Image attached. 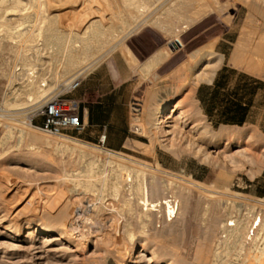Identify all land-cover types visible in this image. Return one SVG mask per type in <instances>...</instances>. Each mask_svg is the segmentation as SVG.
I'll use <instances>...</instances> for the list:
<instances>
[{
    "label": "rangeland",
    "instance_id": "374dc122",
    "mask_svg": "<svg viewBox=\"0 0 264 264\" xmlns=\"http://www.w3.org/2000/svg\"><path fill=\"white\" fill-rule=\"evenodd\" d=\"M143 1L147 6L139 12L137 2L129 0H48L46 13L56 14V27L65 33L83 32L95 19L106 33L95 41L94 58L87 60L95 59L93 65L87 70L77 66L53 81L47 93L81 73V85L69 95L81 99L84 127L64 136L30 125V106L43 97L8 104L14 98L26 100L30 79L44 88L52 72L40 64L29 68L27 61L24 72L20 42L0 31V264L259 263L256 257L264 246V0ZM25 7L6 15L11 26L19 23L20 12L33 14L39 8L26 12ZM26 27H37L33 17ZM237 44L240 52L232 60ZM211 45L223 54L217 71H237L227 82L231 97L239 84L249 83L243 94L252 104L243 124L216 123L206 114L202 98L209 95L216 74L210 83L187 81L178 93L167 95L185 78L178 68L194 51ZM88 103L101 107L107 123H89L83 108ZM162 104L181 110L178 135L154 124ZM175 117L168 125L176 124ZM71 143L82 153L63 148ZM120 162L172 182L163 190L175 204L174 217L165 211L138 216L127 210L122 196L114 197L111 184ZM254 218L261 221L255 233L250 231L251 239L245 236L247 226L236 240L229 222L244 219L250 225ZM43 229L51 233L39 236ZM153 253L163 261H147ZM263 255L259 264H264Z\"/></svg>",
    "mask_w": 264,
    "mask_h": 264
},
{
    "label": "bare ground",
    "instance_id": "6f19581e",
    "mask_svg": "<svg viewBox=\"0 0 264 264\" xmlns=\"http://www.w3.org/2000/svg\"><path fill=\"white\" fill-rule=\"evenodd\" d=\"M49 1H52V0H49ZM75 2H76V0H75ZM129 2H130V4H131V2L134 3V4H136L135 2H137L136 5H137V10L139 12H141V11L143 12V9L147 6L144 3L143 0H129ZM23 5L24 6L26 5L25 9L27 7H28L27 9H29V8L32 9L33 6H35V5H37L39 8H38V10H36L34 8L35 9L34 12H36V13L24 14V13H21V12H23L21 10V6H23ZM47 5H49L48 0H26V2H23L22 0H0V31L4 30L5 33L4 32L3 33L7 36L5 38H8V36H9L12 39V41L16 40L17 42H20L21 47H20L19 50H20V55H21V59L20 60H21L22 66L26 65L25 62L27 61V62H29V66H31L29 68L33 69L36 66H39V64H40L42 66V68H43V66H46L52 72L49 75L50 76L49 79L51 81L49 80L50 83L49 82L46 83V86L44 88H42V86H36V87L33 86L34 85V81H33V84H32V80L30 79V77H32V76H29L31 84L29 83V90L27 91L26 100L21 102V103H19L18 100L16 98H14V100L12 99L13 101L8 103L9 105L20 106V105L27 104L30 101H35V100L41 99L42 97H44L51 90L53 81L59 80L61 77H65L66 75H68L73 69H75L79 65L83 66V67L81 66L82 68L80 67L81 69H84V70L89 69L93 65L92 62L95 59L92 62L90 61L91 63L89 61H87V60H89L90 57H93L95 55V51H97V50H95V47L97 46V45L95 46V41L98 40V37H100V35L106 34L104 32V30L102 29V26H101L102 25L101 24L102 21L97 20V19H95L94 21L92 20V22L91 21L88 22L89 24L85 28V30L83 29L84 30L83 32H76V31L69 32L68 31V32L65 33L64 32L65 30H63L61 28L59 29V27H56V23H57V20H58V18H56V16H55L56 14L50 16L48 12L46 13V11H47L46 6ZM80 8H82V7H80ZM23 9H24V7H23ZM27 9H26V12H27ZM20 10H21V12L18 15L21 16V14H22V17L20 18L19 23L16 26H11L10 22L6 18V15H8V14H17L18 11H20ZM147 10H148V8H147ZM170 11L172 12V10H170ZM74 12H75V10H74ZM139 12H138V14H139ZM178 12H179V10H178ZM141 14H143V13H141ZM141 14H139V15H141ZM180 14H182V13L179 12V15ZM172 15H174V14H172ZM30 17L31 18L33 17L34 23L37 24V27L34 28V29H30V28L28 29L27 27L23 28L24 24L27 23L28 19H31ZM58 17H59V15H58ZM119 17H120V15H119ZM169 18H170V16H169ZM183 27L187 28V25H183ZM3 33H2V35H3ZM103 47H104V45H103ZM213 47L214 46L211 45L207 49H198V50L194 51L191 54V56L189 55L190 57H189L188 61L185 64H183V66L180 69L178 68V74H179L180 78H183V76H185V78L182 81L178 82L177 86L176 87L174 86L173 89L171 88V89L166 90L167 95L170 96L172 94L178 93V90L180 88H182L186 84L187 81H189L191 83H200V82H208V83H210V82H212V80H213V78H214V76L216 74V71L219 68V66H220V64L222 62V59H223V54L217 53L213 49ZM263 48H261L260 50H264ZM30 50L34 54V56H30L29 55V51ZM239 52H240V45L237 44L235 46L234 50H233V53H232V60H234L236 58V56L239 54ZM44 54L47 55V59H48V57H50V60H41L40 55H44ZM19 58H20V56H19ZM26 67L23 66L22 69L24 70V68H26ZM77 68H79V67H77ZM29 70H31V69H29ZM24 72H25V70H24ZM32 72L30 71V73H32ZM19 73H20V71H19ZM175 73H176V71H175ZM15 74H17V73H15ZM21 74H23L21 76H26V74L24 75V73H21ZM43 74H45V73H43ZM178 74H175V75H178ZM29 75H31V74H29ZM27 76H28V74H27ZM38 76L40 77V75H38ZM46 77H44V78L46 79ZM48 77H47V79H48ZM172 78H174V77H172ZM176 78H177V76H176ZM169 79H171V78H169ZM171 80L173 81V80H176V79L174 78V79H171ZM170 83H167V84H170ZM168 98H170V97H168ZM162 102H164V101H162ZM6 103L7 102H5V104ZM176 107H177V105H176ZM174 113H176V117L174 119L177 122H176V124L174 123L173 126H170V125H168V123L172 122V120H173L172 119V114H174ZM140 118L141 117L139 115L135 116V120L137 122L141 121ZM182 118H184V116H182L181 110H177L176 111L175 109H173L171 107V105L169 106V105H166V104L165 105L162 104L160 109H159V111H158V115L155 118L156 122L154 124H156L157 126H158V124L159 125L163 124V127H171L170 129L166 128L164 130V132L165 133H170V134H174V133L177 134V133H180L181 131L178 132L179 129L176 126L178 124V120L179 119L182 120ZM180 126H182V125L180 124ZM160 132L163 133V130H161ZM63 145H62L63 148H66V150L69 149L72 152L79 151L80 153H82L81 147L80 146H76L77 144L76 145L72 144V146H69L70 144L69 145L63 144ZM82 157H80V158L82 159ZM87 161H89V160L87 159ZM91 162H92V160H91ZM88 164L91 166L90 162H88ZM90 166H89V168H90ZM87 168H88V166H87ZM116 168H118V172H116V174L114 175V180H113L114 182L111 181L113 183V184H111V185H113L112 186L113 195H114V197H117V198H121V197H118V196H122L124 198V204L126 205L127 210L130 213H132L134 211H137V215L138 216H144V217L148 218L150 215H153L154 212H157L159 214V213H162V212L165 211V215H167L169 217H171V216L174 217V215H175V213H174L175 212V204L173 203V200L170 198V196H166L165 195V192L163 190L164 187L166 189V188H169L170 186H172V182H170V181L165 182V181L158 180V178L156 177L155 174H153V173L149 174V172H147V170L145 168H142V166H130V165H126V164H123V163L120 162V163H118ZM90 170H93V169H90ZM148 176H149V179L147 178ZM99 179H97V180H99ZM108 179H110V178L108 177ZM103 181L104 180H102V182ZM89 186L90 187L93 186L91 184V182H90ZM108 188H110V187H108ZM176 188H177V186L174 185V187H172L173 191L171 190L172 194L174 195L173 197H174L175 202H176L178 194H179L178 190ZM102 200H101V202H102ZM178 202H179V200H178ZM102 205H103V202H102ZM96 207H98V205ZM97 209H99V211L100 210H104V207L100 206ZM107 209H109V208H107ZM169 220H171V218H169ZM256 220L257 219L254 218L251 221L250 225H248V222H245L244 219H236L235 221H230L229 225L232 226V227H230L231 234L234 235L235 239L239 241V239H241V236H242V231H243L242 229H244L245 227L248 226L247 233H245L246 234L245 236H247L248 238L251 239L250 231L252 230L255 233L254 226L257 228V226L260 225L261 219H258V221H256ZM49 233H51L50 229H43V230L39 231V236H41V235L45 236V235H48ZM252 236H253V234H252ZM262 242H264V240ZM141 246H144V247L146 246L144 241L142 242ZM257 247L258 246H256V248H254V249L257 250L258 249ZM133 250H134V248H133ZM214 253L216 254L217 252H214ZM262 253H264V246L260 248V254L261 255L254 254L256 256L258 255L256 258L259 260V263H260V257H262V255H263ZM263 257H264V255H263ZM263 259L264 258H261V260H263ZM147 261H149V262L156 261L157 263H160L161 261H163V259L161 258V256H157V255L155 256V254L153 253V254L148 256ZM166 261H167V264H178V262H176L173 259H168V260L166 259Z\"/></svg>",
    "mask_w": 264,
    "mask_h": 264
},
{
    "label": "built area",
    "instance_id": "2783aa9c",
    "mask_svg": "<svg viewBox=\"0 0 264 264\" xmlns=\"http://www.w3.org/2000/svg\"><path fill=\"white\" fill-rule=\"evenodd\" d=\"M81 83V73L78 72L30 106L28 112L30 125L55 136L80 131L84 127L81 99L69 94Z\"/></svg>",
    "mask_w": 264,
    "mask_h": 264
},
{
    "label": "trees",
    "instance_id": "16d2710c",
    "mask_svg": "<svg viewBox=\"0 0 264 264\" xmlns=\"http://www.w3.org/2000/svg\"><path fill=\"white\" fill-rule=\"evenodd\" d=\"M237 72L235 69L223 67L217 71L209 95L202 98L206 114L216 123L243 124L249 119L251 99L246 100L243 91L248 88V82L237 86L236 91L231 92L227 88L230 73ZM240 77L249 80L252 77L241 73Z\"/></svg>",
    "mask_w": 264,
    "mask_h": 264
},
{
    "label": "crops",
    "instance_id": "0c3cea01",
    "mask_svg": "<svg viewBox=\"0 0 264 264\" xmlns=\"http://www.w3.org/2000/svg\"><path fill=\"white\" fill-rule=\"evenodd\" d=\"M224 53V52H223ZM85 114L91 124H104L107 123V115L98 111L101 107L96 103H88L83 105ZM104 112V111H103Z\"/></svg>",
    "mask_w": 264,
    "mask_h": 264
}]
</instances>
